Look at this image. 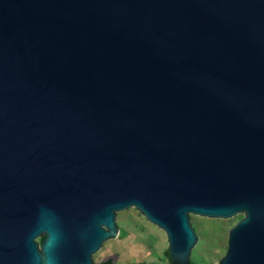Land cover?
I'll use <instances>...</instances> for the list:
<instances>
[{"label": "water", "instance_id": "obj_1", "mask_svg": "<svg viewBox=\"0 0 264 264\" xmlns=\"http://www.w3.org/2000/svg\"><path fill=\"white\" fill-rule=\"evenodd\" d=\"M129 208L170 264L241 214L218 264H264V0H0V264H92Z\"/></svg>", "mask_w": 264, "mask_h": 264}, {"label": "rangeland", "instance_id": "obj_2", "mask_svg": "<svg viewBox=\"0 0 264 264\" xmlns=\"http://www.w3.org/2000/svg\"><path fill=\"white\" fill-rule=\"evenodd\" d=\"M236 214L227 219L188 216L195 236L189 264H218L226 250L228 231L242 218ZM115 239L101 243L92 254V264L111 259L112 264H169L164 233L148 223L135 209L115 213Z\"/></svg>", "mask_w": 264, "mask_h": 264}, {"label": "trees", "instance_id": "obj_3", "mask_svg": "<svg viewBox=\"0 0 264 264\" xmlns=\"http://www.w3.org/2000/svg\"><path fill=\"white\" fill-rule=\"evenodd\" d=\"M42 238V237H41ZM40 238V239H41ZM99 264H112V262H111V259H106L105 261H102L101 263H99ZM169 264H170V262H169Z\"/></svg>", "mask_w": 264, "mask_h": 264}, {"label": "flooded vegetation", "instance_id": "obj_4", "mask_svg": "<svg viewBox=\"0 0 264 264\" xmlns=\"http://www.w3.org/2000/svg\"><path fill=\"white\" fill-rule=\"evenodd\" d=\"M105 261V260H104Z\"/></svg>", "mask_w": 264, "mask_h": 264}]
</instances>
